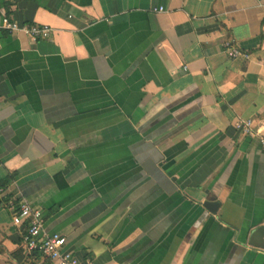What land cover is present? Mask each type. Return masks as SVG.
<instances>
[{
	"label": "crops",
	"instance_id": "0c3cea01",
	"mask_svg": "<svg viewBox=\"0 0 264 264\" xmlns=\"http://www.w3.org/2000/svg\"><path fill=\"white\" fill-rule=\"evenodd\" d=\"M4 16L53 31L0 32V264L43 261L12 222L23 200L81 264H264V146L235 128L264 135V0H0Z\"/></svg>",
	"mask_w": 264,
	"mask_h": 264
},
{
	"label": "built area",
	"instance_id": "2783aa9c",
	"mask_svg": "<svg viewBox=\"0 0 264 264\" xmlns=\"http://www.w3.org/2000/svg\"><path fill=\"white\" fill-rule=\"evenodd\" d=\"M155 12L163 11V8L155 9ZM52 28L47 25L20 24L10 17H0V32L9 34H22L33 40H48ZM226 53L231 59H249V52L241 51L228 45ZM236 130L248 138H259L264 146V135L256 131L253 121L238 120L235 123ZM9 211L12 215L13 225L25 228L23 249L27 256L39 255L41 264H81L80 260L66 249L67 240L59 235H48L45 231V219L41 211L34 209L27 201H14L9 203ZM85 264H93L89 259Z\"/></svg>",
	"mask_w": 264,
	"mask_h": 264
},
{
	"label": "water",
	"instance_id": "95a60500",
	"mask_svg": "<svg viewBox=\"0 0 264 264\" xmlns=\"http://www.w3.org/2000/svg\"><path fill=\"white\" fill-rule=\"evenodd\" d=\"M207 208H209L212 212H215V209L217 208V204L215 203H208ZM253 242V241H252ZM257 246L264 249V242L257 243Z\"/></svg>",
	"mask_w": 264,
	"mask_h": 264
},
{
	"label": "trees",
	"instance_id": "16d2710c",
	"mask_svg": "<svg viewBox=\"0 0 264 264\" xmlns=\"http://www.w3.org/2000/svg\"><path fill=\"white\" fill-rule=\"evenodd\" d=\"M37 256H39V255H35V257H37Z\"/></svg>",
	"mask_w": 264,
	"mask_h": 264
}]
</instances>
